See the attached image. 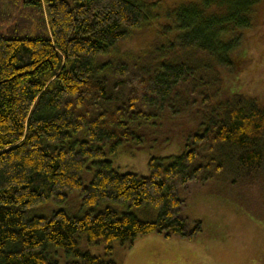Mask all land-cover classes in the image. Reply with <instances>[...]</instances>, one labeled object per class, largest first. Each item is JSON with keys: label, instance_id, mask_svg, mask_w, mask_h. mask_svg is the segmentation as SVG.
Returning <instances> with one entry per match:
<instances>
[{"label": "trees", "instance_id": "1", "mask_svg": "<svg viewBox=\"0 0 264 264\" xmlns=\"http://www.w3.org/2000/svg\"><path fill=\"white\" fill-rule=\"evenodd\" d=\"M32 2L42 13L35 37L0 33V264H57L52 247L69 264H116V246L140 237L195 238L200 224L191 229L185 210L196 193L252 197L264 180V104L222 95L247 61L244 32L264 0L180 5L148 49L127 57L120 45L160 18L159 0ZM176 137L183 152L152 156L145 177L106 158ZM71 193L80 214L30 215ZM146 206L155 220L132 211ZM80 236L103 255L81 252Z\"/></svg>", "mask_w": 264, "mask_h": 264}, {"label": "rangeland", "instance_id": "2", "mask_svg": "<svg viewBox=\"0 0 264 264\" xmlns=\"http://www.w3.org/2000/svg\"><path fill=\"white\" fill-rule=\"evenodd\" d=\"M160 18L137 30L119 47L122 57L138 55L156 40L158 25L165 22L168 11L187 3L201 0H159ZM32 0H0V33L5 37H35L42 13L35 10ZM247 59L241 71L228 77L222 97L235 93L257 98L264 104V3L256 8L251 29L244 32ZM183 152L181 140L176 137L168 144L153 146L148 142L144 149L121 146L116 155L107 152V160L121 174L133 173L148 176V162L152 156H178ZM91 164L83 171L84 184L93 178ZM260 184V183H259ZM250 190L252 197H243L238 202L229 197L196 193L187 201L185 216L191 229L200 224V230L191 240L179 237L165 238L152 234L137 238L133 247L124 249L116 246L110 260L116 264H264V180L261 186ZM241 194V193H240ZM246 198V199H245ZM245 199V200H244ZM119 212L126 209L118 204L107 203ZM65 209L70 214H80L81 201L77 193L68 194L64 205L50 202L34 207L31 216H49ZM140 219L153 221L157 211L152 207L132 210ZM81 252L94 256L103 255V246H88L85 236L78 237ZM50 259L57 264H69L63 249L49 251Z\"/></svg>", "mask_w": 264, "mask_h": 264}]
</instances>
